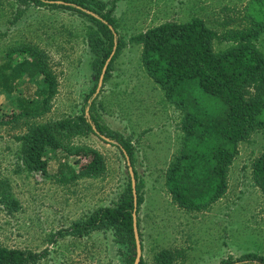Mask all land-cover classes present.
Here are the masks:
<instances>
[{
	"label": "rangeland",
	"instance_id": "1",
	"mask_svg": "<svg viewBox=\"0 0 264 264\" xmlns=\"http://www.w3.org/2000/svg\"><path fill=\"white\" fill-rule=\"evenodd\" d=\"M42 1L0 0V66L37 52L58 82L44 113L15 120L19 98L44 87V80L23 77L15 91L0 89V246L36 254L28 264H130L132 245L112 228L67 233L96 209L117 205L132 183L127 159L109 137L116 133L133 146L130 159L141 197L137 222L145 264H158L161 250L173 256L168 264H220L248 252L264 255V192L252 174L264 151V127L240 142L223 197L201 210L179 205L167 175L185 147L182 112L144 70L137 39L152 26L198 16L221 35L215 51L226 50L236 41L222 35L255 28L251 16L264 18V0H84L88 8L83 12L61 6L63 0ZM97 12H109L116 30L115 58L98 92L105 65L100 71L99 62L109 41L91 17ZM253 41L264 53V29ZM194 89L210 112H224L220 98ZM84 113L93 127L95 122L101 125V136L81 127L79 116ZM7 118L11 120L3 122ZM64 119H70V126L57 130L60 146L46 148V170L23 169L19 137L27 132L26 122L53 125ZM260 119L264 122V108ZM144 137L155 142L152 149L167 148L173 154L164 166L148 165ZM89 148L104 157L105 168L98 174L79 172L84 162L77 161L80 151Z\"/></svg>",
	"mask_w": 264,
	"mask_h": 264
},
{
	"label": "trees",
	"instance_id": "2",
	"mask_svg": "<svg viewBox=\"0 0 264 264\" xmlns=\"http://www.w3.org/2000/svg\"><path fill=\"white\" fill-rule=\"evenodd\" d=\"M34 1L44 4L42 0ZM63 1L61 6L79 12L88 8L84 0H74L70 5L67 3L69 0ZM91 17L109 41L108 49L99 62L101 71L114 47V19L109 12H97V16ZM251 18L255 28L229 31L227 35H222L236 41L222 51L214 49L215 39L221 38V35L198 16L182 22L160 23L137 36L142 43L144 70L164 91L168 101L182 112L185 147L170 165L167 184L175 201L183 207L201 210L223 197L240 142L256 128L264 127L260 119L264 108V97L261 95L264 93V53L253 41L264 29V18ZM114 58L115 55L108 64L109 70ZM37 76L44 80L45 86L19 98L21 109L13 120L18 116L30 118L44 113L57 92L58 82L37 52H32L30 57L15 64L0 66V89L8 92L15 91L19 79ZM194 88L220 98L225 105L224 112L217 115L210 112L205 104L200 103L199 95L193 93ZM87 103L90 105L89 101ZM10 120L7 118L3 122ZM79 120L82 128L87 127L100 136L103 134L101 125L95 122L96 127H93L85 113L79 116ZM70 123V119L53 125L26 122L27 132L19 137L23 141L20 150L23 169L46 170V148L61 145L57 130L69 128ZM109 137L115 140L125 157H132L130 140L116 133H110ZM82 159L84 162L80 166V173L98 174L105 168L103 155L95 149L81 150L77 161L81 163ZM252 174L264 192V151L254 161ZM136 190L138 192V187ZM136 202L137 206L141 203L138 195ZM134 208L135 196L130 183L127 193L117 205L96 209L87 220L74 222L67 233L81 235L92 230L112 228L132 245L130 264H133L136 258ZM172 257L170 251L161 250L156 261L158 264H168ZM36 258L33 252L0 246V264H28ZM139 264H145L143 257ZM220 264H264V255L248 252L236 260L228 259Z\"/></svg>",
	"mask_w": 264,
	"mask_h": 264
},
{
	"label": "water",
	"instance_id": "3",
	"mask_svg": "<svg viewBox=\"0 0 264 264\" xmlns=\"http://www.w3.org/2000/svg\"><path fill=\"white\" fill-rule=\"evenodd\" d=\"M57 2H61V1H57ZM114 55V51L113 53L110 55V57L108 58V60L106 61L103 70H102V74L100 76V80H99V85L97 88V92L99 91V89L101 88L102 84H103V79H104V75L106 73L108 64L111 60V58ZM88 114V111H87ZM103 138L109 140V138L103 136ZM127 159V164L129 167V172H130V176H131V181H132V187H133V192H134V196H135V208H134V214H133V220H134V234H135V240H136V259L134 264H139L141 261V257H142V245H141V240H140V234H139V230H138V222H137V190H136V179H135V174H134V170L133 167L131 165V159L129 156H126Z\"/></svg>",
	"mask_w": 264,
	"mask_h": 264
},
{
	"label": "crops",
	"instance_id": "4",
	"mask_svg": "<svg viewBox=\"0 0 264 264\" xmlns=\"http://www.w3.org/2000/svg\"><path fill=\"white\" fill-rule=\"evenodd\" d=\"M180 127H181V124H180ZM181 130H182V128H181ZM183 135H184V132H183ZM145 137H144L143 142H145L148 139ZM153 146H155V142L149 138V140L146 141L147 151L145 152V156H146V160L148 162V165L151 166V168H153V169H158V168L164 166V164H166L167 160L172 158L173 154H171L172 155L171 156L167 152V148H165V150H163L162 152H159V150H157V148H155V150L152 149ZM151 149H152V151H151Z\"/></svg>",
	"mask_w": 264,
	"mask_h": 264
}]
</instances>
